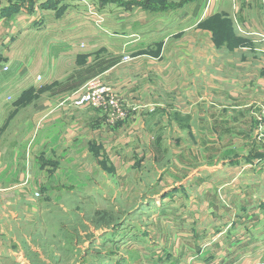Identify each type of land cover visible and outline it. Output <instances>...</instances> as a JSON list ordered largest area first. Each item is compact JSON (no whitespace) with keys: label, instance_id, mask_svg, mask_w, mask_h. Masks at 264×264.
<instances>
[{"label":"crops","instance_id":"1","mask_svg":"<svg viewBox=\"0 0 264 264\" xmlns=\"http://www.w3.org/2000/svg\"><path fill=\"white\" fill-rule=\"evenodd\" d=\"M143 1L0 0V210L33 202L73 146L100 145L117 173L165 144L151 216L169 229L149 231L159 240L135 264H264V0ZM95 76L128 101L125 120L61 103ZM30 92L40 101L24 106Z\"/></svg>","mask_w":264,"mask_h":264},{"label":"rangeland","instance_id":"2","mask_svg":"<svg viewBox=\"0 0 264 264\" xmlns=\"http://www.w3.org/2000/svg\"><path fill=\"white\" fill-rule=\"evenodd\" d=\"M160 2L170 4L171 0ZM106 9L109 15L112 9ZM103 15L96 13L101 24L106 23ZM115 15L109 16L110 22ZM213 20L218 24L223 20L227 26L228 19L219 14ZM176 24L183 27L186 19L177 18ZM39 98L30 92L22 94L20 101L26 106L38 103ZM259 131L264 130L260 127ZM9 140L15 141L13 135ZM163 146V155L133 157L131 168L117 173L101 146L94 143L73 146L68 156L55 155L48 160L52 163L51 179L36 190L34 201L0 210V264H135L143 260L150 252L145 249L148 243L159 240L149 231L168 228V221L160 223L151 216L165 192V178L158 183L160 173L156 170L170 161L169 146ZM59 167L62 170L56 172ZM191 194L198 195L196 190ZM158 208L170 215L173 207L168 201ZM259 230L264 233L263 226L259 225ZM260 243L264 253V236Z\"/></svg>","mask_w":264,"mask_h":264},{"label":"built area","instance_id":"3","mask_svg":"<svg viewBox=\"0 0 264 264\" xmlns=\"http://www.w3.org/2000/svg\"><path fill=\"white\" fill-rule=\"evenodd\" d=\"M124 56V60H128ZM7 70V66H3ZM10 99V97H8ZM63 105L73 108L91 107L102 111L106 116V122L110 125L125 120L131 107L124 98H121L113 86L104 83L99 76L89 79L80 90L67 95L61 102ZM259 127L264 130V107L259 110ZM264 136V131H259Z\"/></svg>","mask_w":264,"mask_h":264},{"label":"trees","instance_id":"4","mask_svg":"<svg viewBox=\"0 0 264 264\" xmlns=\"http://www.w3.org/2000/svg\"><path fill=\"white\" fill-rule=\"evenodd\" d=\"M10 2H11V7L12 6H17L21 1H23V0H9ZM113 1H117V0H113ZM163 2V1H162ZM162 2H160V0H145V1H143V5L145 6V7H151V8H161V7H163V6H168V5H171V3L170 4H166V3H162ZM130 3H132V4H137L138 2H130ZM121 4H123V5H129V3L128 4H126V2L125 3H123V2H121ZM10 7V8H11ZM10 8L8 9V10H10ZM4 12H6V11H4ZM216 17L214 16V19H215ZM213 20V19H212ZM227 22V26L225 27V23H224V21L222 20V21H220V23L222 22V25H220V23L218 24V23H216L217 24V26L218 27H220V26H223L224 28H226L227 29V32L230 34V32H231V24H230V21H228V20H226ZM219 29V28H218ZM214 30V33H215V39H219V38H222V37H225V36H227L226 34H223V29H220L219 30V32H220V35H219V38H218V36L216 35V30L215 29H213Z\"/></svg>","mask_w":264,"mask_h":264},{"label":"bare ground","instance_id":"5","mask_svg":"<svg viewBox=\"0 0 264 264\" xmlns=\"http://www.w3.org/2000/svg\"><path fill=\"white\" fill-rule=\"evenodd\" d=\"M87 3V2H86Z\"/></svg>","mask_w":264,"mask_h":264}]
</instances>
